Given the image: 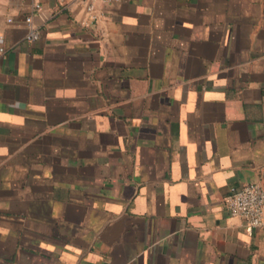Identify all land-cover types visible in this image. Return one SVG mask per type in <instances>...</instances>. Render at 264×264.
<instances>
[{
  "label": "crops",
  "instance_id": "obj_1",
  "mask_svg": "<svg viewBox=\"0 0 264 264\" xmlns=\"http://www.w3.org/2000/svg\"><path fill=\"white\" fill-rule=\"evenodd\" d=\"M88 2L0 0V264H264V0Z\"/></svg>",
  "mask_w": 264,
  "mask_h": 264
},
{
  "label": "built area",
  "instance_id": "obj_2",
  "mask_svg": "<svg viewBox=\"0 0 264 264\" xmlns=\"http://www.w3.org/2000/svg\"><path fill=\"white\" fill-rule=\"evenodd\" d=\"M34 8L38 10L41 5L35 4ZM86 9L93 18H96L93 0H89ZM8 21L11 22V20ZM26 24L28 27L27 39L36 41L39 38V31L34 27L33 15L26 17ZM224 203L229 214L243 220L249 229L264 228V188L260 185L247 184L239 188L232 187L225 197Z\"/></svg>",
  "mask_w": 264,
  "mask_h": 264
}]
</instances>
